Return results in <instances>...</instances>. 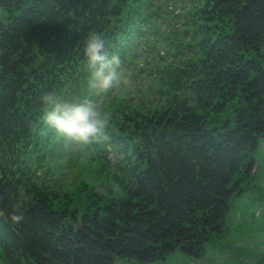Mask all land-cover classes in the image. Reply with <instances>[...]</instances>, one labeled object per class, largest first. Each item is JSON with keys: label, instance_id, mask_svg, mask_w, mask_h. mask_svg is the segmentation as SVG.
<instances>
[{"label": "trees", "instance_id": "trees-1", "mask_svg": "<svg viewBox=\"0 0 264 264\" xmlns=\"http://www.w3.org/2000/svg\"><path fill=\"white\" fill-rule=\"evenodd\" d=\"M90 34L121 62L104 94L88 87ZM263 46L264 0H0V264L202 257L264 138ZM48 94L108 118L83 149L106 179L83 209L52 179L67 137L42 118Z\"/></svg>", "mask_w": 264, "mask_h": 264}, {"label": "rangeland", "instance_id": "rangeland-1", "mask_svg": "<svg viewBox=\"0 0 264 264\" xmlns=\"http://www.w3.org/2000/svg\"><path fill=\"white\" fill-rule=\"evenodd\" d=\"M179 28L178 25L176 29ZM251 57L264 69V46L259 54L252 52ZM126 83L129 84L128 81ZM145 83L150 84V80ZM153 100L147 98L148 102ZM232 111L231 107L227 108L223 114L215 116L211 124L217 125L224 119L232 123ZM65 140L58 153L59 159L50 163V169L52 179L61 189L60 194L65 193L70 198L66 207L79 210L84 208L90 189L104 185L106 179L98 172L97 165L85 157V144L72 142L70 137ZM253 159L251 173L241 182V194L229 203L223 235L205 245L202 257L188 259L175 252L164 260L151 263L124 259L114 264H264V138L258 139Z\"/></svg>", "mask_w": 264, "mask_h": 264}, {"label": "clouds", "instance_id": "clouds-1", "mask_svg": "<svg viewBox=\"0 0 264 264\" xmlns=\"http://www.w3.org/2000/svg\"><path fill=\"white\" fill-rule=\"evenodd\" d=\"M83 54L91 71L88 87L96 93L104 94L123 80L120 59L109 56L98 35H89L83 45ZM42 105L43 120L58 133L81 144L104 138L108 118L96 106L60 99L52 94L42 97ZM11 219L16 221L18 217Z\"/></svg>", "mask_w": 264, "mask_h": 264}, {"label": "water", "instance_id": "water-1", "mask_svg": "<svg viewBox=\"0 0 264 264\" xmlns=\"http://www.w3.org/2000/svg\"><path fill=\"white\" fill-rule=\"evenodd\" d=\"M248 10V7L247 6H243L242 7V11L243 12H247ZM171 33V32H170ZM138 71H141V67H139ZM26 212L27 214H29L31 217H35V209L31 206V207H28L26 209ZM17 215V214H16ZM0 221L3 222V223H6L7 222V219L5 218V216L3 215L2 212H0ZM10 229L11 231H13L16 235H20V229L18 226H16L15 224H11L10 225ZM79 231V227H77L74 231H73V243L76 244L77 242V238H76V235H77V232Z\"/></svg>", "mask_w": 264, "mask_h": 264}]
</instances>
